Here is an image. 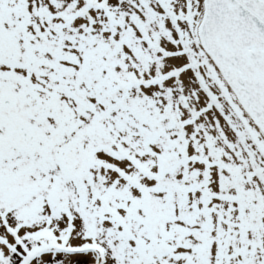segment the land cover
Wrapping results in <instances>:
<instances>
[{"label":"snow or ice","instance_id":"snow-or-ice-1","mask_svg":"<svg viewBox=\"0 0 264 264\" xmlns=\"http://www.w3.org/2000/svg\"><path fill=\"white\" fill-rule=\"evenodd\" d=\"M0 264H264V0H0Z\"/></svg>","mask_w":264,"mask_h":264}]
</instances>
